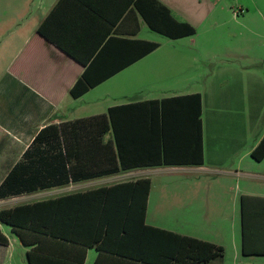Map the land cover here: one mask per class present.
Returning a JSON list of instances; mask_svg holds the SVG:
<instances>
[{
  "label": "crops",
  "instance_id": "0c3cea01",
  "mask_svg": "<svg viewBox=\"0 0 264 264\" xmlns=\"http://www.w3.org/2000/svg\"><path fill=\"white\" fill-rule=\"evenodd\" d=\"M242 9L226 0H0V184L43 128L98 124L73 172L95 171L106 147L118 172L70 182L55 189L75 191L50 199L148 179L146 226L222 248L221 261L206 264H264L242 254L241 236V197L264 199V159L250 157L264 136V17ZM0 232V264H29L31 248L9 227ZM98 256L87 249L83 264Z\"/></svg>",
  "mask_w": 264,
  "mask_h": 264
},
{
  "label": "trees",
  "instance_id": "16d2710c",
  "mask_svg": "<svg viewBox=\"0 0 264 264\" xmlns=\"http://www.w3.org/2000/svg\"><path fill=\"white\" fill-rule=\"evenodd\" d=\"M90 127L99 129L98 124ZM90 127L78 122L40 130L0 184V200L117 173L116 156L108 147L105 160L104 156L97 158L95 171L73 172L71 160L80 161L96 143ZM250 157L256 162L264 159V136ZM149 190L150 181L142 179L19 204L0 210V224L31 248L27 253L29 264H83L89 248L99 253L94 264H100L103 256L132 264L221 261L220 247L146 226ZM241 236L244 256L264 255V248L253 244L264 240V199L241 197ZM0 243H6L1 232Z\"/></svg>",
  "mask_w": 264,
  "mask_h": 264
},
{
  "label": "rangeland",
  "instance_id": "374dc122",
  "mask_svg": "<svg viewBox=\"0 0 264 264\" xmlns=\"http://www.w3.org/2000/svg\"><path fill=\"white\" fill-rule=\"evenodd\" d=\"M226 3L230 4L231 7L235 11L236 10L239 11L241 9V7H242L243 8L242 9L243 13H245L246 10H248L250 12V16H252L254 14H255L254 16H256V14L258 12L264 17V0H226ZM255 30H256L257 34H261L262 33L260 29H256L255 28ZM156 39L157 40H161V37L156 36ZM262 164L263 165H262L261 171L264 172V162ZM2 171H4L3 168L0 169V173ZM116 182H119V181L107 180V181L98 182V183H96L94 185H96L95 187H104V186H109L111 184H114ZM89 188H91V187L81 188L79 191H83V190L85 191V190H87ZM239 189L240 190L243 189V182H241L239 184ZM69 191H75V189L68 190V191H66V190L62 191V190H58V189H53V190H49V191H45V192L43 191V192L31 194V195H23V196H19V197L7 199V200H0V210L1 209L12 208V207H14L16 205H19V204L33 203V202H36V201L50 199V198H53V197L60 196V195H62L64 193H68Z\"/></svg>",
  "mask_w": 264,
  "mask_h": 264
}]
</instances>
